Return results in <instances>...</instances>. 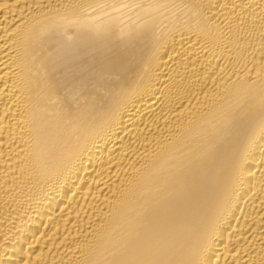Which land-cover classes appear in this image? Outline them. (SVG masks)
<instances>
[{
    "label": "bare ground",
    "instance_id": "1",
    "mask_svg": "<svg viewBox=\"0 0 264 264\" xmlns=\"http://www.w3.org/2000/svg\"><path fill=\"white\" fill-rule=\"evenodd\" d=\"M0 264H264V0H0Z\"/></svg>",
    "mask_w": 264,
    "mask_h": 264
}]
</instances>
